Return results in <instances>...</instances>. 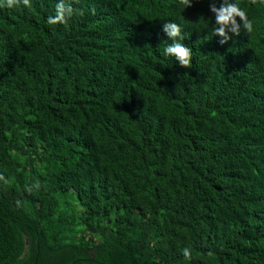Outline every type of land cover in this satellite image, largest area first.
<instances>
[{
  "label": "trees",
  "instance_id": "16d2710c",
  "mask_svg": "<svg viewBox=\"0 0 264 264\" xmlns=\"http://www.w3.org/2000/svg\"><path fill=\"white\" fill-rule=\"evenodd\" d=\"M58 2L0 7V264H264V5Z\"/></svg>",
  "mask_w": 264,
  "mask_h": 264
},
{
  "label": "clouds",
  "instance_id": "9594fccd",
  "mask_svg": "<svg viewBox=\"0 0 264 264\" xmlns=\"http://www.w3.org/2000/svg\"><path fill=\"white\" fill-rule=\"evenodd\" d=\"M75 2H78V0H75ZM21 3L26 7H31V0H0V7L12 9ZM178 3L183 6V9H186L192 7L193 0H178ZM250 3L252 5H264V0H250ZM210 11L215 16L214 35L221 37L219 40L221 45L232 39L229 33L239 36L241 28L246 33L253 32L252 21L248 18L246 11L235 0H222L219 7L216 5V0H212ZM73 12L74 9L70 3H66V0H59L56 4L55 16H49L47 23L49 25L67 24ZM163 31L172 41L170 45H166L164 54L174 57L181 67L191 68L192 49L182 43L184 37L181 27L175 22H169L164 24ZM0 180H4V177L0 176ZM35 187L39 188V184L37 183ZM27 191L31 192L32 188L27 189ZM182 252L186 259H191L190 249L185 248Z\"/></svg>",
  "mask_w": 264,
  "mask_h": 264
}]
</instances>
